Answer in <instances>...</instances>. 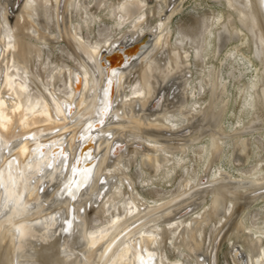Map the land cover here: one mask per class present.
I'll use <instances>...</instances> for the list:
<instances>
[{"label": "bare ground", "instance_id": "obj_1", "mask_svg": "<svg viewBox=\"0 0 264 264\" xmlns=\"http://www.w3.org/2000/svg\"><path fill=\"white\" fill-rule=\"evenodd\" d=\"M0 264H264V0H0Z\"/></svg>", "mask_w": 264, "mask_h": 264}, {"label": "snow or ice", "instance_id": "obj_2", "mask_svg": "<svg viewBox=\"0 0 264 264\" xmlns=\"http://www.w3.org/2000/svg\"><path fill=\"white\" fill-rule=\"evenodd\" d=\"M101 111L103 112L104 109H101ZM89 127H91V125H89ZM46 166L49 167V168H51V167H52V164H51V163H48ZM73 198H74V197H73Z\"/></svg>", "mask_w": 264, "mask_h": 264}, {"label": "water", "instance_id": "obj_3", "mask_svg": "<svg viewBox=\"0 0 264 264\" xmlns=\"http://www.w3.org/2000/svg\"><path fill=\"white\" fill-rule=\"evenodd\" d=\"M167 89H169V86H167V87L165 86L164 90L166 91ZM173 90H174V89H173Z\"/></svg>", "mask_w": 264, "mask_h": 264}, {"label": "rangeland", "instance_id": "obj_4", "mask_svg": "<svg viewBox=\"0 0 264 264\" xmlns=\"http://www.w3.org/2000/svg\"><path fill=\"white\" fill-rule=\"evenodd\" d=\"M39 172V171H38ZM64 226H66V222L64 223ZM65 228H68L67 226ZM68 234V233H67Z\"/></svg>", "mask_w": 264, "mask_h": 264}]
</instances>
